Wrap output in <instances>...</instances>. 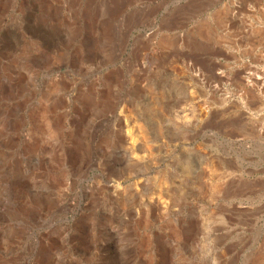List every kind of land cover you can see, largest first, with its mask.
Returning <instances> with one entry per match:
<instances>
[{"label": "rangeland", "instance_id": "obj_1", "mask_svg": "<svg viewBox=\"0 0 264 264\" xmlns=\"http://www.w3.org/2000/svg\"><path fill=\"white\" fill-rule=\"evenodd\" d=\"M0 264H264V0H0Z\"/></svg>", "mask_w": 264, "mask_h": 264}]
</instances>
